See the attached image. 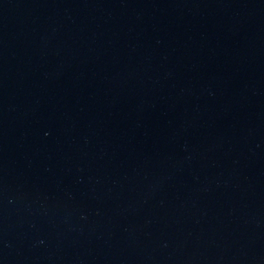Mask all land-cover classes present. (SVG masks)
I'll list each match as a JSON object with an SVG mask.
<instances>
[{"label":"water","instance_id":"1","mask_svg":"<svg viewBox=\"0 0 264 264\" xmlns=\"http://www.w3.org/2000/svg\"><path fill=\"white\" fill-rule=\"evenodd\" d=\"M0 264H264V0H0Z\"/></svg>","mask_w":264,"mask_h":264}]
</instances>
